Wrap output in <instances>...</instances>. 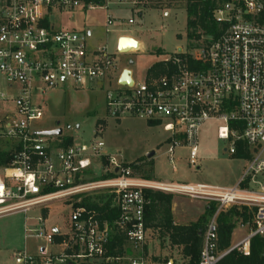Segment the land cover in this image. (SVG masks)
Listing matches in <instances>:
<instances>
[{
    "label": "built area",
    "instance_id": "obj_1",
    "mask_svg": "<svg viewBox=\"0 0 264 264\" xmlns=\"http://www.w3.org/2000/svg\"><path fill=\"white\" fill-rule=\"evenodd\" d=\"M144 1L116 0L132 10ZM86 4V0H0V102L14 103L2 126L3 135L22 144L12 165L0 175V213L55 199H68L73 207L65 234L48 231L45 217H38V227L29 232L47 244L38 255L19 252V264H95L101 260L151 264L144 251L149 237L145 223L148 190L216 204L204 231L200 264H217L233 249L249 255L251 238H264V0H226L214 11L215 20L223 25L216 39L194 52L181 48L164 60L166 70L158 76L147 74L141 83L133 79L131 86L117 79V87L107 90L112 117L147 119L170 133L167 153L174 169L178 148L187 149L188 164L200 168V129L206 121H218L217 136L228 142L225 150L230 155L240 147L251 151L238 183L230 187L138 177L132 165L104 152L102 140L63 147L55 137L36 134L43 106L35 97L67 85L103 87L105 79L111 83L117 73L116 57L107 45L90 48L87 32L51 27L56 8L89 9L109 1ZM113 20L108 14L107 33ZM97 161L100 173L107 177L84 181L88 170L96 171ZM93 189L112 196L119 212L113 222H102L95 212L74 207L75 196ZM234 206L254 210L252 220L240 224L250 232L221 252L217 218ZM121 234L136 256L127 255L126 247L121 253L111 252ZM49 246L62 251L53 253Z\"/></svg>",
    "mask_w": 264,
    "mask_h": 264
},
{
    "label": "rangeland",
    "instance_id": "obj_2",
    "mask_svg": "<svg viewBox=\"0 0 264 264\" xmlns=\"http://www.w3.org/2000/svg\"><path fill=\"white\" fill-rule=\"evenodd\" d=\"M107 1L111 2L104 6L89 8L86 12L81 7L70 10L56 8L50 20L58 27L65 28L80 29L83 24L98 26L97 35L100 43L95 48L106 44L115 55L117 73L114 80L110 83L105 79L103 87L102 84L82 87L67 85L61 89L49 90L44 96L35 97L36 102L43 106V115L35 123V127L38 130L62 129V135L72 137L75 144L102 140L105 143L104 152L132 165L134 174L138 177L150 175V179H154L155 176V179L167 182L201 183L221 187L236 185L247 159L236 158L225 150L228 142L217 136L218 121H206L200 129L198 156L200 168L188 164L187 149L178 148L174 155L176 165L174 169L167 153L171 135L164 130L163 125L128 115L116 119L108 114L107 90L117 87L116 78L121 71L131 70L133 79L141 83L153 64L171 57L179 48L194 52L207 43L205 37L193 41L187 38L185 0H145L142 5L134 8L135 12L123 6H121L123 9L118 7L119 5L114 4L116 1L105 0L104 4ZM108 14L112 16L114 23L109 27L107 35L104 26ZM73 15L75 19L72 18ZM130 18L134 19V23L128 22ZM123 34L133 35L142 42V46L126 53L119 52L118 37ZM95 38L96 33L92 39ZM13 110L14 103L11 101L0 102V148L8 147L6 141L11 140L3 135L2 126L6 123V115L11 114ZM150 152H155L151 158L148 157ZM99 163L100 161L95 162L96 171L92 176L86 177L87 181L100 179L97 177L101 176ZM104 193L106 191L93 189L81 194L95 197ZM68 201L55 199L45 205L29 207L0 217V264H18L15 256L18 252L26 249L28 254L38 255L40 248L46 246L44 239L36 238L29 232L38 227L39 216H47L45 225L48 231H53V228L58 226L64 233H68V222L73 211ZM173 201L174 213L183 223L198 219L205 209L204 201L178 195L174 196ZM249 232L247 226H238L232 236V246ZM125 247L129 249L127 255H137V252L131 251L124 241L123 248ZM49 250L58 253L62 248L49 246ZM144 251L151 264H186V260L179 254L178 247H170L167 241L161 242L155 234L152 235V232ZM95 264L110 262L101 260Z\"/></svg>",
    "mask_w": 264,
    "mask_h": 264
},
{
    "label": "trees",
    "instance_id": "obj_3",
    "mask_svg": "<svg viewBox=\"0 0 264 264\" xmlns=\"http://www.w3.org/2000/svg\"><path fill=\"white\" fill-rule=\"evenodd\" d=\"M226 0H185V10L187 12V38L199 40L202 37L209 42L216 39L223 30V25L219 24L214 18V11L220 7ZM87 3L104 5V0H86ZM191 47L193 45L191 44ZM161 53V51H158ZM167 63L160 61L153 64L148 75L158 76L165 72ZM55 139L59 146L67 147L73 144V138L70 136H56ZM5 148H0V170L12 165L16 158V153L21 150L22 144L17 141L8 140ZM236 158L249 159L251 151L249 147H240L236 154ZM104 163L107 160L104 159ZM149 164L153 167L152 163ZM94 170L90 169L86 172V176H92ZM111 175V174H110ZM105 178L107 175L97 176ZM150 175L144 176L149 178ZM96 178V179H98ZM85 179L84 181H87ZM48 191L53 189L48 188ZM146 195L145 207V223L146 227L153 231V234L161 242H169L171 247L180 249V256L186 260V264H200L201 251L203 245V235L206 225L216 211V204L208 203L205 212L201 214L197 220L188 224H177L172 214L173 194L148 190ZM78 199H81L78 201ZM74 207H84L86 211H93L97 214L100 221L113 222L119 212L116 206H113V198L110 194H99L97 196L80 194L74 198ZM254 210L247 207L234 206L226 211L220 212L218 215L219 226V251L223 252L232 246V236L235 229L241 223L252 220ZM46 217V215H43ZM59 236L56 240L59 241ZM124 236L117 235L113 241L111 252L114 254L121 253L123 250ZM117 247V249H115ZM217 264H264V238L256 235L251 238V251L249 255H244L238 250L233 249L224 255Z\"/></svg>",
    "mask_w": 264,
    "mask_h": 264
},
{
    "label": "crops",
    "instance_id": "obj_4",
    "mask_svg": "<svg viewBox=\"0 0 264 264\" xmlns=\"http://www.w3.org/2000/svg\"><path fill=\"white\" fill-rule=\"evenodd\" d=\"M116 0H112V2H115ZM104 2H105V0H104ZM111 1H109V3H110ZM114 4H116L118 7H121V6H123V7H125V8H129V9H131L132 10V7H130L129 5H127V4H118L117 2H115ZM122 8V7H121ZM82 10H85V12L87 11V8H81ZM123 9V8H122ZM137 10V9H136ZM133 12H135L134 11V9L132 10ZM139 11V10H138ZM54 12V11H53ZM53 14V13H52ZM143 14V13H142ZM142 14H140V15H142ZM72 18L73 19H75V16L73 15L72 16ZM50 23H51V27H54L55 29H68V30H75V31H85V32H87V34H88V44H89V46H90V48H95V46H97L100 42L98 41V35H97V29H98V26H94V25H88V24H83L82 25V27L80 28V29H77V28H65V27H63V26H61V27H58L57 25H56V23H54L52 20H50ZM104 25V24H103ZM105 29H106V22H105ZM106 33H107V31H105ZM94 33H96V38L95 39H92L93 38V34ZM107 35H108V33H107ZM122 36H131V37H133V38H135L133 35H130V34H123V35H119V37H118V39H120ZM118 39H117V42H118ZM136 40H138V42H139V47H141L142 46V42L139 40V39H137V38H135ZM97 43V44H96ZM108 43V42H107ZM106 45V44H105ZM125 70V69H124ZM123 70V71H124ZM123 71H121L119 74H118V77L116 78V80L118 79V81L120 80V77H121V75H122V73H123ZM116 75V74H115ZM91 86H93V85H91ZM74 143V142H73ZM99 169H100V164H99ZM197 169H199V168H197ZM153 172H154V169H153ZM154 179L156 178L155 176L153 177ZM155 180H157V179H155ZM161 180V179H160ZM162 181V180H161ZM230 187V186H229ZM175 196V195H174ZM179 196V195H178ZM173 200H174V198H173ZM208 203H206L205 202V208H206V205H207ZM28 209V208H27ZM20 210H22V209H20ZM26 210V209H25ZM19 210H17V211H14V212H18ZM49 210H47V212H48ZM204 211H205V209L203 210V212L201 213V214H203L204 213ZM14 212H2V213H0V217H2V216H4V215H7V214H10V213H14ZM172 214H173V217H174V221H175V223H177V224H188V223H190V222H192V221H195V220H197V219H192V220H189V221H185L184 223L183 222H180L179 221V219L177 218V216L175 215V213H174V201H173V203H172ZM48 215V214H47ZM45 219H47V216L45 217ZM149 229V234L152 232V235H154L153 234V231L150 229V228H148ZM57 231V234H65L64 233V231H62L61 230V228L60 227H58V226H55L54 228H53V231ZM26 233H27V231H26ZM148 234V235H149ZM148 240H149V237H148ZM235 244V243H234ZM233 244V245H234ZM171 247V246H170ZM26 249H24L23 251H25ZM19 253V252H18ZM17 253V254H18ZM17 254H15V256H16V258H17ZM18 259V258H17ZM18 264H19V260H18Z\"/></svg>",
    "mask_w": 264,
    "mask_h": 264
},
{
    "label": "water",
    "instance_id": "obj_5",
    "mask_svg": "<svg viewBox=\"0 0 264 264\" xmlns=\"http://www.w3.org/2000/svg\"><path fill=\"white\" fill-rule=\"evenodd\" d=\"M138 48H139L138 40H136L135 38L131 36H122L119 39L118 51L121 53H126L133 49H138ZM179 50H181V48H179ZM119 82L122 85L131 86L134 82L131 70L125 69L120 77ZM36 134L41 135V136H46V137H56V136L62 135V129L39 130V131H36ZM154 154L155 152H150L148 154V157L151 158ZM54 232L57 233L56 230Z\"/></svg>",
    "mask_w": 264,
    "mask_h": 264
}]
</instances>
